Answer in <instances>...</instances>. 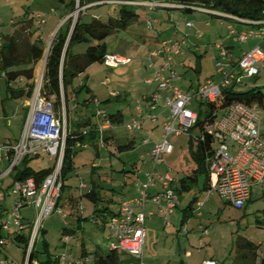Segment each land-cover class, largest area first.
I'll return each mask as SVG.
<instances>
[{
  "label": "rangeland",
  "instance_id": "374dc122",
  "mask_svg": "<svg viewBox=\"0 0 264 264\" xmlns=\"http://www.w3.org/2000/svg\"><path fill=\"white\" fill-rule=\"evenodd\" d=\"M150 1L166 2V0ZM51 8L55 9L56 15L50 13ZM133 8L143 21L145 18L153 20V22L162 20L161 24L153 25L152 29H148L146 25L142 24L133 25L134 32H141L138 34L145 37L142 40H138L130 31H121L110 35L106 39L107 53L124 55L130 59L131 64L120 66L117 69L106 68L102 63L90 66L85 70L82 77L74 80L73 85L80 86L82 84L80 87H85L77 95L75 94V98L69 100V111H67V98L62 82L60 83L62 104L60 110H57L53 105L52 97L44 98L43 95V92L45 94L48 92L44 81L45 57L48 55L56 32L61 28L62 21L66 18L62 3L58 0H0L1 42L6 40L2 33L11 36L14 31L19 30L23 34L19 35L18 38L23 42L30 39L33 43L40 39L44 44L43 59L35 66L34 86L27 93L21 95L20 98L16 97V94L8 90L4 78L0 79V142L19 143L23 125L33 112H36L39 117H43L44 113L48 112L59 121L61 135L59 134L58 139L61 140L63 134H67L70 128L73 131L78 130L81 134L78 136H83L85 139L81 147L76 148L74 169L69 171L64 179L65 187L58 202V210L63 214L56 210L43 222L35 244L36 264H69L71 259H79L84 251L87 254L96 251L101 255H106L110 250L107 240L108 228L106 223L104 227L100 223V216L103 213H99L97 224L91 220L94 215L95 202L88 198L87 194L96 191L103 202L109 199L113 200V203H109L110 209L117 208L122 197L120 194L122 188H125L126 193H132L135 191L134 181L138 178L145 180L144 175L138 174L137 171L145 172L152 169V165L146 163V158L148 153L152 151L153 145L143 144V140L149 139L148 134L143 129L132 131L130 128L128 129L127 125L133 118L130 115L131 111L135 109L138 97L148 89L143 82L145 69L148 65L149 51L147 47L153 46L162 39L173 38L175 34L174 30L167 34L162 31V29L173 27L170 20L164 19L166 10L149 11L142 8L138 9V7ZM119 9V4H109L92 9L89 13L105 19V17L115 16ZM84 10L85 8H80L77 5L71 13L74 14L73 20H76L80 12L84 13ZM37 12L46 21L42 27H39L35 22L34 16L37 15ZM198 17L199 14L195 12L190 17L194 24L196 23V26L200 27L198 32L204 35L203 39L197 42L198 48H192V50L175 58L174 70L177 77L172 81L183 92L189 89L196 90L205 79H218L214 66L218 55L215 45L223 38L229 39L230 35L227 29L230 22L222 20L220 23L219 20H210L206 16L210 20V25H205L198 22ZM24 21L25 23H21ZM30 21L32 26L28 28ZM232 25L235 30L240 27L237 23H232ZM245 28L248 29L249 27L245 26ZM213 31H217L219 34L215 37ZM50 32L53 33L50 34ZM145 35H150V37ZM128 38H133L132 43L129 42ZM256 45H258L257 40L249 39L237 43L235 47L238 51L247 50ZM87 48L88 45L85 43L79 44L73 47V51L81 54ZM103 81H107V84H102ZM22 84L23 81L18 80L13 84V89L19 88L18 86ZM252 89L264 94V68L260 70L257 76L244 79L243 84L237 86L234 91L244 93ZM113 94L120 95V98L113 96ZM104 98L115 103L118 100L121 101L118 103V108L122 109L124 120L120 124H114L112 133L116 139L108 136L110 133L108 132L103 138L106 144L97 143L95 145V140H90L86 136L91 131L95 134L96 114L100 109V99ZM191 107L197 113L207 109L205 103L201 106L197 100L192 101ZM225 113V110L219 109L217 117ZM261 117L264 119V115L261 114ZM262 130H264V126H262ZM199 135L200 132L197 129H192L187 134L170 136L168 142L173 150L171 154L164 156V163L157 166V170L160 172H166L170 169V175L178 190H181L180 180L195 168L190 154L191 151L197 150ZM60 140L57 152L60 148ZM128 140L135 141L134 147L120 151L119 146L126 144ZM153 141L159 143L161 137H156ZM41 142L44 146L50 145V140ZM213 148H218V145L214 144ZM49 157L48 153H41L36 157L28 158L30 160L27 165L35 171L48 169L52 164ZM1 170H3V166L0 163ZM10 184L11 180L7 179L3 186L7 188ZM100 192L102 193L100 194ZM199 193L193 189L187 193H181V201L176 205L174 213L164 216L169 222L168 227L163 225L162 220L156 216L157 218L155 217L153 220V229L150 231L149 217L147 218V237L144 246L145 262L150 263L149 257H153L152 263L156 264H179L181 261L184 264H201L204 259L213 258L217 264H230V258L234 255L239 239L245 238L258 244L264 242V185L252 188L251 201L242 210L235 209L223 202L215 193L206 201L199 215L194 211L198 208L194 202L190 206L193 208L192 214L184 216V211L188 208L192 198ZM200 195L201 199L205 198L204 192L203 194L201 192ZM177 196L179 195L177 194ZM70 198L76 199L79 207L82 208L79 210L89 209L84 212L85 219L81 221V225L77 218L70 214V208H72ZM14 207L13 198L8 196L3 204V208L7 209L2 212L3 222L6 219L9 222L14 220V215L11 213ZM82 211H80V215ZM28 215L31 217L29 213ZM204 230L208 231L206 236H203ZM8 253L17 263L23 262L24 253L16 246L8 248ZM81 261L82 264H87L85 261Z\"/></svg>",
  "mask_w": 264,
  "mask_h": 264
},
{
  "label": "built area",
  "instance_id": "2783aa9c",
  "mask_svg": "<svg viewBox=\"0 0 264 264\" xmlns=\"http://www.w3.org/2000/svg\"><path fill=\"white\" fill-rule=\"evenodd\" d=\"M125 4L152 5L145 0H132ZM172 7L176 6L172 5ZM198 10L206 12L203 9ZM73 15L70 14L69 18ZM172 16L170 22L175 30L180 26L191 29L195 25L185 17L172 18ZM34 18L39 27L45 24L41 15H35ZM256 24L264 25V21ZM153 25H156L153 21L146 22L148 29H152ZM227 29L234 41L245 42L254 39L258 41V45L235 59L223 43H217L215 47L218 55L214 66L218 79H205L196 90L189 89L183 92L172 81L177 77L174 70L175 58L186 52L187 45L184 39L175 36L162 39L157 47L149 50L143 82L147 87L155 88L149 95L146 109L139 100L136 102L133 118L127 126L132 131H139L143 129V123L157 124L161 120V142L154 143L152 151L147 155L146 163H150L152 169L145 172L137 171L138 174L144 175L145 180L138 178L134 181L135 191L132 197L122 200L119 203V210L107 217L106 222L109 249L128 256L131 259L130 264H145L143 263L145 222L148 217L153 216L152 212H146V206L153 203L165 216H168L178 205V196L173 186L174 180L170 175V169L160 172L157 166L164 163V156L171 154L173 150L168 138L172 135L189 133L197 123L198 113L192 110V101L216 103L223 90L242 85L244 79L257 76L264 68V48H262L264 28H249L238 32L232 24H228ZM202 36V33L197 32V38ZM129 63V58L116 53L106 54L103 58V65L109 69H117ZM2 77L6 76L0 71V79ZM102 84L106 85L107 81H103ZM261 114L264 115V108L257 104L235 102L224 115L217 117L214 114L213 123L205 127L204 133L211 136L212 143L209 155L206 157L205 198L196 201L198 207L194 210L196 214H200L201 208L215 193L223 202L242 210L251 198L252 188L264 185V134L261 133L264 119ZM96 120L98 126L95 131L102 142L106 134L113 130L114 124L104 109L98 110ZM59 134V121L50 113L45 112L43 117H39L33 112L23 125L19 143L0 142V163L3 166V170L0 171V264H29V257L43 222L58 210L63 187L61 168L64 140L67 136L63 134L60 140ZM204 135H201L198 141L202 142ZM44 140H50V145H42L41 141ZM59 140L61 144L57 152ZM150 143V138L143 140L145 145ZM214 144H217L218 148L214 149ZM41 153H48L49 161L52 162L51 172L48 175L39 182L33 176L23 180L11 179L25 158H33ZM7 179L11 180V184L4 188L3 183ZM151 190L156 191L151 192ZM8 196L13 198L15 205L11 210L14 220L9 222L6 219L3 222L1 215L7 210L3 208V204ZM25 210L30 213V218L24 215ZM164 220L166 225H169L168 220L165 218ZM23 233H28L25 248L13 240ZM207 234L208 231L204 230L203 236ZM13 246L25 252L22 263H17L8 253V248ZM81 260L88 262L89 258L71 259L69 264H82ZM201 264H217V262L208 259Z\"/></svg>",
  "mask_w": 264,
  "mask_h": 264
},
{
  "label": "trees",
  "instance_id": "16d2710c",
  "mask_svg": "<svg viewBox=\"0 0 264 264\" xmlns=\"http://www.w3.org/2000/svg\"><path fill=\"white\" fill-rule=\"evenodd\" d=\"M132 0H58L65 7L68 14H71L77 5L80 8H85L84 13H79L76 20L73 17L68 18L60 29L56 32L54 39L50 45L49 52L46 58L45 66V86L48 88L46 94L43 92L44 98L53 99V105L57 110L62 107L61 104V93L60 83H63L64 93L66 96V108L69 111V100L75 98L84 87L75 86L74 80L78 77H82L85 70L96 63L103 64L104 55L106 51V39L115 33L121 31H131L135 25H146V22L150 19L145 18L144 21L137 14L133 7H138L153 11V10H166V16L164 19L170 20V16L180 13L182 17L187 14L198 13L199 16H208L210 20H226L229 24H236L242 27L249 28H264V25H258L256 23L264 21V0H166L161 1H150L152 5L138 4V5H127L125 2ZM147 1V0H145ZM111 2V3H109ZM119 4L120 9L113 17L99 18L98 15H91L90 10L101 7L103 5ZM175 5L176 7H172ZM198 9H203L200 11ZM206 15V16H205ZM207 18V17H206ZM188 19V18H187ZM208 19V18H207ZM153 21V20H150ZM159 21V20H157ZM21 23H25L21 22ZM134 25V26H133ZM32 26V22H29L28 28ZM22 29V28H21ZM25 30V28H23ZM238 31V30H237ZM239 32V31H238ZM31 35V32H29ZM23 34L18 31H14V34L7 36L2 35L6 38L2 42L0 49V71L5 74V82L7 88L16 97L20 98L21 95L27 93L33 88L35 83V66L39 61L43 59L44 55V44L42 40L38 39L36 42H31L30 39L20 40L19 35ZM88 45V48L84 53L78 54L73 51V47L79 44ZM18 80L23 81V84L18 86L19 88L13 89V84ZM237 86H232L228 89L223 90L221 96L216 103L200 102L202 106L206 104L207 109L205 111L198 112L197 123L192 129H197L200 135H204V140L198 141L197 138V150L191 151V158L194 162L195 168L190 174L185 175L180 180L181 190L175 189L178 195L181 193H187L194 186L200 193L205 192L207 184V164L206 157L209 155L211 148L212 138L205 132V127L208 124L213 123L214 114L217 115V111L225 110L235 102H241L248 105L257 104L259 107L264 108V94L256 89L247 91L244 93H237L234 89ZM89 91V90H86ZM19 93V94H18ZM85 102V101H84ZM85 104V103H84ZM220 106V107H217ZM109 119L113 124L122 123L121 120H117L113 116H109ZM191 129V130H192ZM190 130V131H191ZM87 134V133H86ZM78 130L73 131L69 129L64 147L61 175L63 180V188L65 187L64 179L69 171L74 169V157L76 150L81 147L85 139ZM89 137V138H88ZM86 138L95 140V145L101 143L105 145V140L100 142L99 135L95 131L88 132ZM86 139V140H88ZM135 141H127L126 144L119 146L120 151L128 150L134 147ZM77 148V149H76ZM30 159L25 158L21 163L20 167L13 173L12 178L14 180H23L27 177L33 176L37 182L43 179L46 175L51 172V166L48 169L33 170L27 162ZM136 168V167H135ZM134 172V171H133ZM88 198H91L95 202L96 207L98 201H101L96 191H91L87 194ZM197 196H194L189 204L188 210L189 215L192 214L193 208L191 204L196 202ZM70 206L72 208H79V205L74 198H70ZM110 200H108V203ZM250 202V200L248 201ZM247 202V204H248ZM103 213V217L107 222V217L113 215L109 211L108 207L102 210L94 211V215ZM2 217V215H1ZM13 240L23 248L27 246L28 233H23ZM36 244V242H35ZM35 244L29 257V264H34L36 258ZM25 255V252H23ZM80 258H86L84 254ZM24 259V258H23ZM93 264H130L131 259L125 254L109 250L106 255H95L91 256ZM230 264H264V242L256 243L248 239L241 238L236 243V250L232 258H230Z\"/></svg>",
  "mask_w": 264,
  "mask_h": 264
},
{
  "label": "crops",
  "instance_id": "0c3cea01",
  "mask_svg": "<svg viewBox=\"0 0 264 264\" xmlns=\"http://www.w3.org/2000/svg\"><path fill=\"white\" fill-rule=\"evenodd\" d=\"M63 10L65 11V20H63L62 21V24H61V26L65 23V21L69 18V15L70 14H68V12L66 11V9H65V7L63 6ZM50 13H53V14H55L56 15V11H55V9H50ZM37 15L39 14V15H41L39 12H37L36 13ZM193 14H187V15H185L184 17L185 18H188L189 20H191V21H193L192 19H190V17L192 16ZM179 17H182V14H180V13H177V14H174L173 16H172V18H179ZM198 22L199 23H201V24H205V25H210L209 23H210V20H208L206 17H203V16H199L198 17ZM217 21V20H216ZM35 22H36V24L38 25V22L35 20ZM161 22H162V20H160V21H155V23H156V25H160L161 24ZM194 22V21H193ZM220 23H221V21H219ZM45 23H46V21H45ZM228 24V23H227ZM39 26V25H38ZM227 27H228V25H227ZM249 29V28H248ZM247 28H245V27H242V28H238L237 30L238 31H245V30H248ZM172 30H174V36L176 37V38H179V39H184L185 41H186V45H187V49H186V51H190V50H192V48L194 49H196V48H198V45H197V42L199 41V40H202L203 39V37H204V35L202 36V38H197V32L198 31H200V27H197L196 26V23H195V25H194V27L193 28H191V29H187V28H185V27H183V26H180L177 30H175L174 29V27H168V28H166V29H162V31L163 32H165L164 34H167V33H169V31H171L172 32ZM136 31V30H135ZM137 32V31H136ZM136 32H134V30L132 29L131 31H130V33H133L132 35H134V36H136L137 38H138V40L140 39V40H142V39H144L145 37L144 36H141L142 34H138V33H141V32H138V33H136ZM53 32H50V34H52ZM213 34H214V36L216 37L217 36V34H219L217 31H213L212 32ZM145 36H149L150 37V35H145ZM42 38V37H41ZM129 39V38H128ZM132 40H133V38L132 39H129V42L130 43H132ZM128 41V40H127ZM159 42V41H158ZM158 42L157 43H155L153 46H149V47H147V49H148V51L149 50H151L152 48H155V47H157V45H158ZM218 43H223L229 50V52L233 55V57L235 58V59H238V58H240L241 57V55H242V53L243 52H245V51H247V50H249V49H247V50H236V47H235V45L237 44V43H239V42H236V41H234V39H233V37L232 36H230L229 35V39H224L223 38V40L222 41H220V42H218ZM217 44V43H216ZM251 49V48H250ZM107 54H110V53H107ZM124 56V55H123ZM129 64H131V62L129 63ZM129 64H127V65H129ZM124 66H126V65H124ZM144 75L146 76V73H144ZM145 76H144V78H145ZM154 86H152V87H148V89L146 90V92H144L143 94H141L139 97H138V99H137V101L139 100L140 102H141V104H142V106L146 109L147 108V106H148V104H149V95L152 93V91L154 90ZM113 96H116V97H118V98H120V95H118L117 96V94H113ZM136 101V102H137ZM119 102H121L120 100H118L116 103L115 102H113V101H108V98H104V99H100V104H99V108H100V110L101 109H104V110H106L107 111V113H108V116H113L114 115V118L115 119H117V120H121V122H123V120H124V113H123V111H122V109H120V108H118L119 106H118V103ZM133 115H134V111L132 110L131 111V117H133ZM24 119H25V116H24ZM147 124V125H146ZM161 122H157V124H151V123H149V122H145V123H143V130L146 132V134H148V136H149V138L152 140V142L150 143V144H154L155 142L153 141V139L154 138H156V137H160L161 136V134H162V129H161ZM145 125V126H144ZM95 129L97 128V126H98V121L95 119ZM262 126H264V124H262ZM261 133L262 134H264V130H262L261 129ZM159 135V136H158ZM108 136H112L114 139H116V137H115V135L112 133V131L110 132V133H108ZM115 141V140H114ZM135 144V143H134ZM136 168H137V166H135ZM190 174V173H189ZM174 189H176L177 190V185L175 184V181H174ZM192 189L193 190H195V191H197V189L194 187V186H192ZM191 189V190H192ZM156 190H151V192H155ZM102 192H100V194H101ZM132 193H134V192H132ZM131 192H129V193H126L125 192V188H122V191H121V193L120 194H122V197H121V199H120V202L122 201V200H126V199H128V198H130V197H132V194ZM201 193H199V194H197V197L198 198H201V195H200ZM203 194V193H202ZM100 195L98 194V197H99ZM251 197H252V193H251ZM100 198V197H99ZM101 200V199H100ZM110 200V202L109 203H113V200L112 199H109ZM181 201V194L178 196V204H179V202ZM250 201H251V198H250ZM119 202V203H120ZM109 203H108V200L107 201H105V202H103L102 200L99 202V203H97L98 204V206L96 207V205H95V208H94V211H96V210H102V209H104L105 207H108V209H109V211H111L112 213H116L118 210H119V203L117 204V208H114V209H110V207H109ZM101 204V205H100ZM103 204V205H102ZM104 204H105V206H104ZM189 206V205H188ZM79 209H82V208H70V214H71V216H73V217H76L77 218V220H78V222H80V225H81V221H83L85 218H84V212L85 211H88L89 209L88 208H84L83 209V211L82 210H79ZM174 210H175V208H174ZM174 210H173V212L172 213H174ZM186 210V209H185ZM80 211H82L81 212V215H80ZM24 212V215H26V217L27 218H30V216L28 215V210H25V211H23ZM146 212H152L153 213V216L150 218H148L149 220V228L151 229L150 231H152V229H153V224H154V221L153 220H155V217L157 216L160 220H162V224L163 225H166V223H165V220H164V216H165V214L163 213V212H161L158 208H156L155 206H154V204L153 203H149V205H147L146 206ZM30 214V213H29ZM100 214H101V212H100ZM99 214V215H100ZM99 215H93L92 217H91V220H93V221H95L94 223L95 224H97L96 222H97V218L99 217ZM184 216H189V212H188V210L187 211H184ZM156 217V218H157ZM100 218H101V224L103 225V227H104V225H105V223H106V221H105V219H104V217H103V215L102 216H100ZM79 225V226H80ZM167 226V225H166ZM168 227V226H167ZM145 230H146V222H145ZM146 237H147V230H146ZM146 237H145V241H146ZM144 246H145V244H144ZM86 255V257L87 258H91V256H92V254H94V253H86L85 251L82 253V255L81 256H83V255ZM95 255H101L99 252H96L95 251ZM209 259H213V258H209ZM149 260H151V262L150 263H147V262H145V260H144V250H143V263H145V264H156V263H152L153 262V257H149ZM204 260H208V259H204ZM203 260V261H204ZM213 260H215V259H213ZM91 262H92V259H89L88 260V262H86L87 264H91ZM34 264H36L35 262H34ZM179 264H184L183 263V261H181Z\"/></svg>",
  "mask_w": 264,
  "mask_h": 264
}]
</instances>
